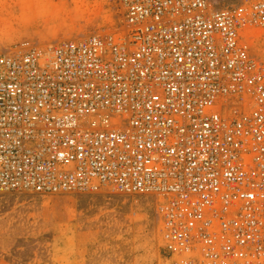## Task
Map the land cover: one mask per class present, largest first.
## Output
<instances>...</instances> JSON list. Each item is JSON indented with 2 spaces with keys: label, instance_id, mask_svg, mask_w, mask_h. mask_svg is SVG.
I'll use <instances>...</instances> for the list:
<instances>
[{
  "label": "built area",
  "instance_id": "obj_1",
  "mask_svg": "<svg viewBox=\"0 0 264 264\" xmlns=\"http://www.w3.org/2000/svg\"><path fill=\"white\" fill-rule=\"evenodd\" d=\"M228 2L1 52L0 194L151 197L163 264H264V0Z\"/></svg>",
  "mask_w": 264,
  "mask_h": 264
},
{
  "label": "rangeland",
  "instance_id": "obj_2",
  "mask_svg": "<svg viewBox=\"0 0 264 264\" xmlns=\"http://www.w3.org/2000/svg\"><path fill=\"white\" fill-rule=\"evenodd\" d=\"M121 22L117 0H0V53L102 35ZM0 264H163L155 200L108 190L0 194Z\"/></svg>",
  "mask_w": 264,
  "mask_h": 264
}]
</instances>
